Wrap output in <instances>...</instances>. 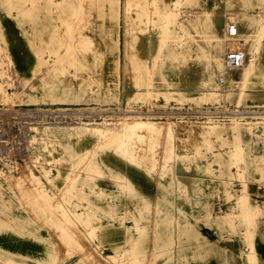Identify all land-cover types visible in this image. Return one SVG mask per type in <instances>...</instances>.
Returning <instances> with one entry per match:
<instances>
[{
    "label": "rangeland",
    "instance_id": "rangeland-1",
    "mask_svg": "<svg viewBox=\"0 0 264 264\" xmlns=\"http://www.w3.org/2000/svg\"><path fill=\"white\" fill-rule=\"evenodd\" d=\"M227 48L250 50L247 81ZM251 246L264 264V0H0V264H247Z\"/></svg>",
    "mask_w": 264,
    "mask_h": 264
},
{
    "label": "bare ground",
    "instance_id": "bare-ground-1",
    "mask_svg": "<svg viewBox=\"0 0 264 264\" xmlns=\"http://www.w3.org/2000/svg\"><path fill=\"white\" fill-rule=\"evenodd\" d=\"M169 9V8H168ZM76 11H77V8L75 9L74 8V10H73V13H76ZM174 11H171V10H167V9H161V10H159V13H160V16H163V17H165V19H164V23H163V25L161 26V29H160V33H161V40H164V38H165V35L169 32V25H168V23H170V22H172V21H174L175 19H176V14L175 13H173ZM169 17H171V19H169ZM68 45H70V44H68ZM247 53H250V50H248V52ZM223 62H224V59H223ZM224 67L227 69V70H229L228 68H227V66L225 65V62H224ZM253 67H254V62H252L251 61V59L250 58H248V60H247V62L243 65V67H241V68H243V70H244V73H243V82H245V81H247V79H248V76H249V74H250V72H251V70L253 69ZM131 77H135V75L134 74H132V76ZM123 121V120H122ZM121 121V122H122ZM118 123V122H117ZM125 122H123V124H121L122 125V127H124V124ZM119 124V123H118ZM142 124V123H141ZM106 125V124H105ZM117 125V124H116ZM129 125V124H128ZM137 124L135 123L134 125H133V123H132V126H131V124L129 125L130 127L128 128V132L127 133H129V136L131 135V134H133V133H135V130L137 129L136 127L137 126H141V125H137ZM147 125V124H146ZM143 126H144V124H143ZM151 126V125H150ZM149 126V127H150ZM156 126V125H155ZM139 127H138V129H139ZM142 127V126H141ZM145 127V126H144ZM143 127V128H144ZM154 127V126H153ZM143 128H140V129H142L143 130ZM148 128V127H147ZM125 129V128H124ZM146 129V128H145ZM149 129H151V128H149ZM112 130V129H111ZM119 130V129H118ZM117 130V131H118ZM155 134H157V135H159L158 133H160V130L162 131V129L160 128V127H155ZM138 131V133H140L141 132V130L139 131V130H136V132ZM148 131H150L151 132V130H148ZM100 132H103V131H101L100 129H97V128H95L94 130H93V133L97 136V137H100L99 136V134H100ZM107 132V131H106ZM105 132V133H106ZM143 132V131H142ZM144 132H145V130H144ZM120 133V132H119ZM119 133H116V134H114V133H107V136L106 137H104L105 139H107V140H117V139H119ZM109 134V135H108ZM125 136H126V134H125ZM123 137V136H122ZM121 138V137H120ZM237 142H238V134L237 135H235L234 137H233V141H232V143L236 146V148H237ZM87 149V148H86ZM85 149V150H86ZM238 150L236 149L235 151H233V152H231V157H233L234 158V156H236L237 154H238ZM85 154H86V152H85ZM83 155H84V153H82L81 155H80V157H79V159H81L82 160V158H83ZM239 199H240V201H239V203H238V206L240 207V209H238L239 211H238V213H237V215H239V217H240V221H239V223H240V225H244L245 226V231H244V234H245V237H246V241L247 242H249V243H251L252 244V242H251V240H252V235L254 234V231L252 230V228L250 227V225H251V222H252V214L254 213V208H251L247 203H246V195H241L240 197H238ZM246 256H247V264H258L257 263V261L255 260V255H254V249H253V246H251V247H249V251L247 252V254H246Z\"/></svg>",
    "mask_w": 264,
    "mask_h": 264
},
{
    "label": "built area",
    "instance_id": "built-area-1",
    "mask_svg": "<svg viewBox=\"0 0 264 264\" xmlns=\"http://www.w3.org/2000/svg\"><path fill=\"white\" fill-rule=\"evenodd\" d=\"M224 36L226 38H235L238 35V29L235 24H227L225 26ZM248 54L243 49L227 48L224 54V62L231 71L239 70L247 61Z\"/></svg>",
    "mask_w": 264,
    "mask_h": 264
},
{
    "label": "crops",
    "instance_id": "crops-1",
    "mask_svg": "<svg viewBox=\"0 0 264 264\" xmlns=\"http://www.w3.org/2000/svg\"><path fill=\"white\" fill-rule=\"evenodd\" d=\"M222 207V203L221 204H219V202H218V198H214V208H215V210H218V208H221ZM26 243H28L27 242V240H23L22 241V247L20 248V247H18V246H16L18 249H16V248H14V249H12V251H14L16 254H18V255H21V257H23L24 259L25 258H30V257H32V256H34V257H41L40 256V253L42 252V250H41V248H40V246L42 245L41 243L39 244V250H38V254H31V250L30 249H28V248H25V247H27V244ZM15 246V245H14ZM29 247V246H28ZM78 260V257L76 258V259H67V260H65L64 262H76ZM44 261H46V260H44Z\"/></svg>",
    "mask_w": 264,
    "mask_h": 264
}]
</instances>
